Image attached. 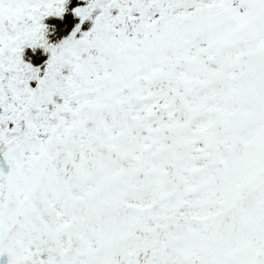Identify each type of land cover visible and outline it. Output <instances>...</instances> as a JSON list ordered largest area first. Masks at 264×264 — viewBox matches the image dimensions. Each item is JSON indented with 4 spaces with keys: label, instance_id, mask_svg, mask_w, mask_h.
<instances>
[{
    "label": "snow or ice",
    "instance_id": "1",
    "mask_svg": "<svg viewBox=\"0 0 264 264\" xmlns=\"http://www.w3.org/2000/svg\"><path fill=\"white\" fill-rule=\"evenodd\" d=\"M0 264H264V0H0Z\"/></svg>",
    "mask_w": 264,
    "mask_h": 264
}]
</instances>
